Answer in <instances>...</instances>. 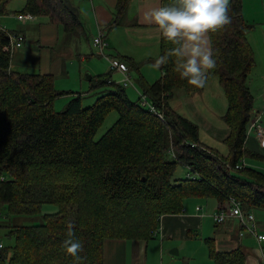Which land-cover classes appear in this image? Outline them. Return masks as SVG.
Wrapping results in <instances>:
<instances>
[{
  "label": "trees",
  "instance_id": "trees-1",
  "mask_svg": "<svg viewBox=\"0 0 264 264\" xmlns=\"http://www.w3.org/2000/svg\"><path fill=\"white\" fill-rule=\"evenodd\" d=\"M128 1L117 0V17L109 27L120 24ZM20 13L45 15L69 33L83 31L69 0H25ZM228 15L230 24L208 33L217 66L206 80L216 75L227 99V155L201 143L197 124L170 107L173 90L190 94L203 89L180 77L174 58L159 66L160 79L142 86L141 94L162 118L141 103L140 95L130 99L127 86L114 82L112 72L92 77L91 90L97 91L92 104L84 106L77 94L55 111L54 100L68 92L57 90L50 74L12 69L9 38L0 32V211L36 216L44 203L56 206V211L42 213L40 224L0 219V230L13 240L10 246L2 243L0 264H74L62 247L69 223L83 243L80 264H103L105 240L153 238L161 216L182 212L187 198H235L245 212L264 210V173L236 168L247 154L254 108L247 84L254 64L247 41L252 26L243 18L242 0L229 1ZM172 47L161 37L157 60ZM123 58L137 67L131 57ZM112 111L118 114L116 122L95 140ZM179 164L187 168L184 177L174 175ZM74 205L71 217L68 208ZM206 245L214 264H245L240 246L218 251L210 239Z\"/></svg>",
  "mask_w": 264,
  "mask_h": 264
},
{
  "label": "crops",
  "instance_id": "crops-1",
  "mask_svg": "<svg viewBox=\"0 0 264 264\" xmlns=\"http://www.w3.org/2000/svg\"><path fill=\"white\" fill-rule=\"evenodd\" d=\"M69 1L76 7L78 17L83 23L82 32L79 30L72 33L66 32L61 25L51 22L45 15L35 16L31 20L21 22L16 15L23 9L25 0H0V32L7 36L8 34H21L24 37L20 47H9L12 69L30 67L36 71L31 73L50 74L54 78L57 90L68 92L66 97L79 94L82 99L93 91L90 81L94 76L112 72L113 81L120 83L122 80L123 75L111 67L107 57L127 63L123 56H129L137 63L136 68H131L128 63L126 64L134 87L132 93L142 92V86L161 78L163 71L155 65L160 54L162 36L154 25L144 22V16L152 9L172 6L176 0H129L120 15V24L112 27L108 25L117 17V0ZM242 14L247 23L263 21L264 0H242ZM248 33L247 41L254 54L255 32L252 36ZM99 36L105 44L103 54H101L106 57L105 59L96 58L93 52V40ZM260 36H263V33ZM207 38L210 43L209 34ZM130 68L134 70V74ZM252 69L247 80L254 98L251 118L264 107V72L263 76H260L252 73ZM60 82L64 83L57 85ZM209 86L214 88L219 95L222 91L225 96L218 77L213 75L200 91L189 94L183 89L173 90V99L171 100V97L169 100L170 107L198 124L193 118V116L199 117L194 112V104L200 98L206 99L205 92L207 88H210ZM109 88L104 87V89ZM126 93L128 94L127 91ZM94 94L97 96V91ZM174 96L175 98L177 96V100ZM261 119L264 123V114ZM198 120L206 125V118H198ZM211 125L213 126L212 123ZM228 135L229 128L222 136V140L224 141ZM245 150L247 153L244 158L245 166L264 173V147L260 145L253 132L246 137ZM227 208H229V200L219 202L212 197L187 198L182 212L166 213L161 216L157 234L153 238L105 240L103 264H152L155 258L160 260V264H170L171 259L166 257L167 252L171 253L174 249H177L178 254L181 251L189 252L191 243L198 245L200 254L185 253L184 255L189 256L188 259H194L195 264H214L208 255L206 245L208 239L213 241L218 251H229L240 246L245 252V264H260L257 245H262L264 240H258L255 235L245 230L238 217H228L222 222L215 221L214 214ZM255 214L261 219L255 225L256 233L264 235V210L255 211ZM209 218L214 222V226L219 225L217 229L212 230L208 222ZM243 230H245L244 233L241 232ZM203 244L206 250L202 249ZM249 245H254L256 250L251 252ZM197 256L198 259H195Z\"/></svg>",
  "mask_w": 264,
  "mask_h": 264
},
{
  "label": "clouds",
  "instance_id": "clouds-1",
  "mask_svg": "<svg viewBox=\"0 0 264 264\" xmlns=\"http://www.w3.org/2000/svg\"><path fill=\"white\" fill-rule=\"evenodd\" d=\"M228 13L229 0H176L172 6L146 13L144 22L154 25L174 45L155 66L174 58L175 71L181 78L196 88L204 87L209 70L217 66L207 34L230 24ZM62 247L74 258V264H80L78 253L83 243L75 237L71 223L67 225Z\"/></svg>",
  "mask_w": 264,
  "mask_h": 264
},
{
  "label": "rangeland",
  "instance_id": "rangeland-1",
  "mask_svg": "<svg viewBox=\"0 0 264 264\" xmlns=\"http://www.w3.org/2000/svg\"><path fill=\"white\" fill-rule=\"evenodd\" d=\"M34 18H35V16H34ZM248 24L252 26L251 30L249 31V33H251V36L255 32V35H254L255 47L252 45V47H254V50H255L254 54H253L254 65L252 67L253 68L252 73L263 76V72H264V20L263 21L260 20V21H257L256 23H248ZM259 31L261 33H263V36H260L261 33ZM92 45H93V43H92ZM93 49H94L93 52L96 54V58H98V59L99 58L100 59L106 58L104 55H101V53L98 51V49L94 45H93ZM35 65H37V64H35ZM18 70H20L22 72H27V73L36 72V71H34V69H32L30 67H20V69H18ZM130 70L134 74V72H133L134 70H132L131 68H130ZM37 71H38V68H37ZM210 79H211V77H210ZM135 82L140 87V85L138 84V82L136 80H135ZM63 83L64 82H60V83H57V85L63 84ZM56 88H57V86H56ZM133 88H134L133 86L128 85L127 87H125V90L128 92L127 95H129L128 97L130 99L137 100L139 98V96H138L139 93L136 92L135 90H134L135 93L134 92L132 93L131 91ZM205 93H206L205 94L206 99L205 98L203 100L201 98L198 99L195 102L194 108H193L194 112H196V114L199 116V117L193 116V118H195V120H197V122H198L197 126H198L199 141L201 143H204L205 145L217 150L220 154L227 155L229 152V150H228L229 148H228L227 143L222 140V138H223L222 136L224 135L225 132L228 131V127H227V125L223 119V116L227 110L225 96H224L222 91H220V95H219V93H216L215 89L212 87L207 88V91ZM64 95L65 96H63V95L58 96L54 100L53 108L55 111L62 110L65 107V105L68 103V101L72 98V96L66 97L68 95H66V94H64ZM96 97L97 96H96V94H94V91H91V92H89V94L86 95V97H84L82 99V104L84 106H86V105L88 106L95 101ZM174 98H175V96H174ZM176 98H177V96H176ZM172 99H173V96H172L171 100ZM203 117L206 118V125L203 124V122H200L198 120V118L204 119ZM117 118H118V114L116 111L110 112L109 115L103 121L102 125L99 127L98 131L96 132L94 139L95 140L99 139L116 122ZM211 123L215 127H213L211 125ZM186 174H187V168L185 166L179 164L176 168L174 175L176 177H184ZM41 209H42V213H46V212H50V211L54 212V211H56V206H55V204L44 203L41 206ZM68 210L70 212V216L74 217L75 212L77 210V205L69 207ZM260 210H262V209H256L253 212L254 219H255V225L260 222L259 220H261V219H259V217H256L255 211H260ZM144 212H145L147 217L150 216V211L144 210ZM42 213H41V215L39 214L36 216H14L13 217L11 213L7 212L6 208H3L0 211V219L1 220L2 219L12 220L17 225H35V224L42 223V221H43L42 220ZM208 222L212 226V230H215V229H217V227H219V225L214 226L215 224L211 218L208 219ZM132 224L135 225V223H132ZM244 231L245 230H243L241 232L244 233ZM207 236H210V235H207ZM0 239H1L0 242L3 243L5 246H10L13 244V240L5 234L3 229L0 230ZM150 241H152V240H150ZM189 246H190L189 252L181 251L179 254L178 253L174 254V253H170V251H168L166 254V257H169V259L172 260V261L170 260V264H195L194 259H188L189 256L184 255V254L190 253V252L200 254L199 249H198V245L191 243ZM249 247H250L251 252H254V250H256L255 249L256 247L254 245H249ZM202 249L206 250L204 244L202 246ZM5 251L8 253V256H10L12 253V249H9L8 251L5 250ZM257 251H258L257 256L259 257L260 264H264V243L262 245H257ZM195 259H198V256ZM202 259H205V258L202 257ZM152 264H160V260L158 258H155L153 260ZM200 264H202V263H200Z\"/></svg>",
  "mask_w": 264,
  "mask_h": 264
},
{
  "label": "built area",
  "instance_id": "built-area-1",
  "mask_svg": "<svg viewBox=\"0 0 264 264\" xmlns=\"http://www.w3.org/2000/svg\"><path fill=\"white\" fill-rule=\"evenodd\" d=\"M16 18L21 22H25L27 20L33 19L34 16L31 15L30 13H18L16 15ZM8 38L11 44L9 45L11 47L12 46L20 47L24 41V37L21 34H18V35L8 34ZM93 45L98 49V51L101 54H103L105 44L101 36L94 38ZM107 58L109 60L111 67L117 69L123 75V78L120 81V83L123 86H128V85L133 86V83L131 81V76L128 72V67L126 66V63L122 61H115L113 59H110L109 57ZM138 93L141 96V103L143 105H146L151 111L155 112L160 118H162V114L156 110L153 103H151L144 94H141V92H138ZM263 114H264V107L254 117L250 119L248 126H247V135L253 132L256 135L260 145L264 147V123L262 122V119H261ZM243 167H245L244 159H242L236 165V168H243ZM228 217H238L241 220L242 226L245 228V230L255 235V237L258 240H264V235H260L256 233L255 219H254L253 213L243 211L241 209L240 202L237 201L235 198H229V208H227L226 210H220L219 212H216L214 214V219L217 222H222ZM1 246H2V243L0 242V247Z\"/></svg>",
  "mask_w": 264,
  "mask_h": 264
},
{
  "label": "water",
  "instance_id": "water-1",
  "mask_svg": "<svg viewBox=\"0 0 264 264\" xmlns=\"http://www.w3.org/2000/svg\"><path fill=\"white\" fill-rule=\"evenodd\" d=\"M171 253H177V249H174L173 251H171Z\"/></svg>",
  "mask_w": 264,
  "mask_h": 264
}]
</instances>
